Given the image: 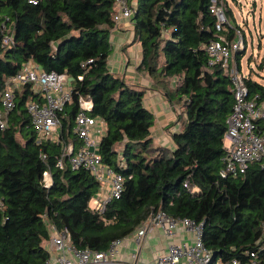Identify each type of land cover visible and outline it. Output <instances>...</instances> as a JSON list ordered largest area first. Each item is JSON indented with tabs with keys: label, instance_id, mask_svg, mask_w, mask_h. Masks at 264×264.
<instances>
[{
	"label": "trees",
	"instance_id": "1",
	"mask_svg": "<svg viewBox=\"0 0 264 264\" xmlns=\"http://www.w3.org/2000/svg\"><path fill=\"white\" fill-rule=\"evenodd\" d=\"M129 1L135 6L132 43L140 46L137 70L184 113L177 114L172 147L154 141L155 116L144 106V90L108 68L115 0H0V98L6 79L26 61L65 74L71 91L58 139L38 142L25 108L34 97L31 86L14 90L15 106L0 128V264H46L50 225L67 228L76 249L105 250L159 210L203 224L201 240L213 252L212 264H264V168L253 162L237 176L219 173L234 97L230 74L220 63L208 64L206 46L222 36L231 42L236 31L246 46L228 1L222 0L223 25L210 11L212 0ZM5 34L12 38L3 45ZM244 53L233 54L239 70ZM244 82L248 96L264 102V83L252 74ZM80 98L105 124L98 143L102 163L123 181L120 196L103 212L89 207L99 188L89 170L72 169L66 160L62 169L55 165L64 145L79 143L72 129Z\"/></svg>",
	"mask_w": 264,
	"mask_h": 264
},
{
	"label": "built area",
	"instance_id": "2",
	"mask_svg": "<svg viewBox=\"0 0 264 264\" xmlns=\"http://www.w3.org/2000/svg\"><path fill=\"white\" fill-rule=\"evenodd\" d=\"M29 1L36 3L37 0ZM134 10L135 6L129 0H115L113 15L115 25L121 19L131 18ZM210 11L215 15L218 25L227 23L222 0H212ZM11 38V35L5 34L2 44H8ZM243 47L244 38L240 31H236V38L231 42L222 36L206 46L208 64L220 63L224 71L230 74L234 97L232 110L225 120L224 154L219 171L222 177L243 174L253 162H259L264 168V102L258 101V95L248 96L244 75L240 74L233 60V54ZM231 60L233 66L230 65ZM28 84L34 97L28 98L25 108L36 140L38 142L42 139L57 140L58 128L61 125L59 115L71 99L68 77L55 71L41 70L31 61L22 63L20 70L5 81V88L0 98V128L5 126L8 113L15 106L14 90ZM79 105L80 109L75 115L72 129L79 143L69 142L64 145L61 154L56 157L55 165L62 169L66 160L72 169L82 166L89 170L99 182V188L90 199L89 207L103 212L109 201L120 196L123 181L120 174L102 163L98 153V143L105 129L104 122L99 117L91 116L86 112L91 107L89 100L80 98ZM44 179L49 185L51 176L48 172L44 173ZM2 206L0 199V209ZM152 225L160 227L170 236L174 235L176 226H179L193 237L170 243L167 249L156 257L153 264H212L213 252L207 249L201 240L202 223H196L189 218H173L161 210L151 212L134 231V241L137 246H140ZM261 236L264 238V220L261 222ZM120 240L112 241L105 250L76 249L71 244L67 228L58 230L50 225L48 241L58 252L54 257L55 264H137L136 252L132 253L131 262L112 260V254ZM219 263L241 264L236 259H232L229 263ZM46 264H51L50 257ZM213 264H217V261ZM247 264L259 263L253 260Z\"/></svg>",
	"mask_w": 264,
	"mask_h": 264
},
{
	"label": "rangeland",
	"instance_id": "3",
	"mask_svg": "<svg viewBox=\"0 0 264 264\" xmlns=\"http://www.w3.org/2000/svg\"><path fill=\"white\" fill-rule=\"evenodd\" d=\"M227 1L233 14V20L240 26L246 39V46L244 45V47L240 49L245 50V53L240 60V74L246 76L251 71L252 76L255 77V75L261 73L258 64H264V0ZM110 43L111 49L107 58L109 70L117 76L124 77L125 66L128 64L127 71H133L134 73L140 74L142 78L139 81V86L144 90L143 103L155 116L152 127V136L154 139H156L157 136H168L170 139V134L177 131L179 127L177 114H180L184 118L182 108L178 104H175V108H173L162 95L161 88L157 87L159 85H156L145 71L137 70L139 63L137 61L139 60L137 59L138 48L134 49V47H132L134 45L133 43L127 41L124 43L123 47H116L115 39L113 37L111 38ZM126 57L130 58L129 63H127ZM230 65L233 66V60L230 61ZM125 75V79L127 80L128 74ZM161 110L164 112H161ZM156 111L161 113L158 115ZM158 116L164 117L166 123L159 122ZM161 124H163L164 127H162ZM161 145L169 147L166 143H162ZM178 227L179 226H176L174 235H176ZM188 238L192 239L193 237L189 236ZM144 264L153 263L148 261ZM217 264H220L219 261H217Z\"/></svg>",
	"mask_w": 264,
	"mask_h": 264
},
{
	"label": "crops",
	"instance_id": "4",
	"mask_svg": "<svg viewBox=\"0 0 264 264\" xmlns=\"http://www.w3.org/2000/svg\"><path fill=\"white\" fill-rule=\"evenodd\" d=\"M110 41L111 38L113 37L115 39L116 47H123L124 43L129 41V43H132L133 40V25L132 22L129 19H121L111 30L110 32ZM134 45L132 47L138 48V62L140 61V46L138 43H133ZM127 63L130 62V58L126 57ZM128 64L125 66V74H128V79H125V74L122 79L127 83L131 84L134 86H139V81L142 78L140 74L134 73L133 71H127ZM260 70V69H259ZM261 73L255 75L254 78L258 79L264 83V69L260 70ZM248 74H252L251 71ZM247 74V75H248ZM253 77V76H252ZM145 106V105H144ZM146 107V106H145ZM147 108V107H146ZM149 109V108H147ZM150 110V109H149ZM161 112H164L161 110ZM160 112V113H161ZM156 113L159 115V111H156ZM158 121L162 123L165 122L164 117L158 116ZM162 127H164L163 124H161ZM155 143L158 145H161L162 143H166L169 145V147L173 146V143L171 141V138L167 136H160L156 139H154ZM157 141V142H156ZM166 141V142H165ZM162 229L156 225H152L151 228L147 231L145 234L144 238L142 239V242L140 246H137L134 238H135V233L132 232L130 235L124 237L123 239L120 240L119 244L116 245L115 251L112 254V260H121L123 262H131L132 258L131 255L132 253L136 252L138 255L137 257V264H144L148 261H151L154 263L156 257L160 254H162L166 249L167 246L170 243L173 242H178L182 239H188L189 233L181 229V227L177 228V233L176 235H166L161 231ZM45 247L49 251L50 254V262L51 264L54 263V257L58 254L57 250L53 248L52 244L47 241L45 243ZM107 264H113V263H107Z\"/></svg>",
	"mask_w": 264,
	"mask_h": 264
}]
</instances>
